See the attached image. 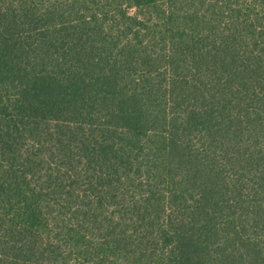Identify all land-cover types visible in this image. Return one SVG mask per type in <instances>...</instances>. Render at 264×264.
Segmentation results:
<instances>
[{
  "label": "trees",
  "instance_id": "obj_1",
  "mask_svg": "<svg viewBox=\"0 0 264 264\" xmlns=\"http://www.w3.org/2000/svg\"><path fill=\"white\" fill-rule=\"evenodd\" d=\"M0 264H264V0H0Z\"/></svg>",
  "mask_w": 264,
  "mask_h": 264
}]
</instances>
